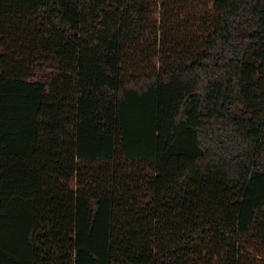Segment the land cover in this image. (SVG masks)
Returning <instances> with one entry per match:
<instances>
[{
	"label": "trees",
	"instance_id": "1",
	"mask_svg": "<svg viewBox=\"0 0 264 264\" xmlns=\"http://www.w3.org/2000/svg\"><path fill=\"white\" fill-rule=\"evenodd\" d=\"M0 264H264V0H0Z\"/></svg>",
	"mask_w": 264,
	"mask_h": 264
}]
</instances>
